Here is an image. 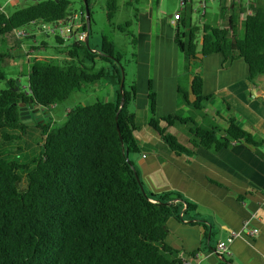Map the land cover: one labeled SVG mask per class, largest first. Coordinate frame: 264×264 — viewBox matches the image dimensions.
I'll return each instance as SVG.
<instances>
[{"label": "trees", "instance_id": "1", "mask_svg": "<svg viewBox=\"0 0 264 264\" xmlns=\"http://www.w3.org/2000/svg\"><path fill=\"white\" fill-rule=\"evenodd\" d=\"M90 1L86 0L89 21ZM69 3L32 0L8 13L0 10V36L31 19L60 18L71 12ZM132 6L135 20L137 9ZM247 7L250 11L246 13L245 7L238 9L237 14L244 13L238 21L237 14L227 13V8L234 10L233 4L219 0L223 23H203L200 30L187 23L184 37L175 31L174 42L185 60L217 52L226 61L241 58L246 64L245 77L251 82L264 73V3ZM116 8L115 0L105 2L108 20ZM124 25L128 26L129 21ZM80 28L86 29L84 19ZM89 32L88 27L87 38ZM199 32L197 48L195 36ZM55 41L63 42L58 36ZM135 41V35L130 33L132 45ZM6 54L0 50V60ZM65 55L61 63L56 58L28 59L24 73L27 91L18 86V90L11 88L14 78L7 77L0 68V82L7 83L0 86V142L17 138L25 131L26 122L18 117L20 101L42 106L46 112L71 91L99 80L114 85V95L111 100L96 98L73 104L58 126L49 128L47 123L34 122L41 141L32 155L19 159L17 153L9 157V149L0 151V264H189L164 241L165 219H182L179 212L190 215L195 204L173 189L154 192L144 188L128 157L139 151L133 131L144 121L138 122L127 107L134 98V84L125 87L122 80L121 92L118 89L120 53L110 39L101 35L99 45L90 48L83 39L72 40ZM97 61L100 64L96 65ZM189 92L192 100L182 92L179 103L199 108L204 98L200 73L192 72ZM146 108L149 114L145 122L175 154H190L196 146L217 150L231 140L250 146L259 144L233 117H228L224 128H206L182 116L179 107L156 116L155 93L149 80ZM161 120L165 125H160ZM175 122L190 124L189 145L166 131ZM14 129H19L20 134Z\"/></svg>", "mask_w": 264, "mask_h": 264}, {"label": "crops", "instance_id": "2", "mask_svg": "<svg viewBox=\"0 0 264 264\" xmlns=\"http://www.w3.org/2000/svg\"><path fill=\"white\" fill-rule=\"evenodd\" d=\"M185 1H178L179 17L172 22L170 16L175 10L169 16H160L152 12L153 0H137L135 67L129 82L135 87L133 100L141 96L142 106L146 107L149 80L155 93L154 111L164 102H171L172 110L179 107L189 112L187 107L183 109L185 104L179 103L180 93L192 100L190 78L192 72H198L204 98L200 107H191L193 111L186 116L195 125L206 128H224L228 117H233L259 144L250 146L231 140L217 150L196 146L190 154H175L168 149L153 150L148 156L141 152L142 180L147 190L173 189L195 204L190 215L180 211L182 219L173 216L165 219L164 241L183 259L192 264H264V73L251 82L245 77L246 64L241 58L226 61L217 52L187 62L174 42L175 31L184 37L187 23L191 24L190 18L182 13ZM226 2L233 4V8L245 7L246 13L250 11L249 4L260 5L264 0ZM243 12L237 14L238 21ZM227 13L234 15V10L230 12L227 8ZM223 20L218 13L211 25H220ZM28 52L35 53L32 48ZM24 57L27 61L33 55ZM110 88L113 96L114 85L110 84ZM247 218L248 225L256 228L252 235L246 234L245 227L241 229L242 220ZM231 230H241V234L229 242V252L222 255L211 252L216 240L225 238Z\"/></svg>", "mask_w": 264, "mask_h": 264}, {"label": "rangeland", "instance_id": "3", "mask_svg": "<svg viewBox=\"0 0 264 264\" xmlns=\"http://www.w3.org/2000/svg\"><path fill=\"white\" fill-rule=\"evenodd\" d=\"M31 1L32 0H0V10L8 13L16 7L29 4ZM69 1L68 9H70L71 12L78 11L81 8L82 14L84 15L82 0ZM106 1L107 0L90 1V32L86 44L84 40L83 43L88 48L92 45L97 46L100 43L101 35L106 36L113 42L115 51L120 53L121 67L123 68L124 84L126 87L132 80L133 69L135 67L133 54H131L135 52L134 45L130 42V33L136 35V24L133 19L134 10L132 5H134L136 9L139 8V5L131 2V0H115L117 8L113 11L110 20H108L105 16ZM127 1H130L132 5H129ZM178 1L179 0H153L151 3L153 8L152 12L153 14L156 12V14L160 16H166L168 13L176 10L178 7ZM202 1L204 3L201 5ZM145 6L146 4L142 5V8ZM203 11L204 13H202ZM237 12L238 9L236 5L234 8V14H237ZM182 13L186 14L190 18L191 24L195 25V27L200 30L202 21H206L210 24L214 23V20L219 13L218 1L186 0ZM125 21H129L128 26L124 25ZM119 28H121V30ZM20 30L27 31L26 33L29 35H18L11 30L10 32L3 34L2 37L0 36V50L7 53L6 56L0 60V68L5 71L7 77H13L14 81H17V86L22 91H27V81L24 74L28 65V61H26L24 57L26 52L32 48L33 52L39 55L38 59L46 60L48 58H56V60L61 63L66 58L65 51L72 39L69 38L62 40L63 42L58 44L55 41V35L39 31L31 24L21 26ZM237 31L239 33L242 31L240 24H238ZM195 42L197 43L198 48L199 34H196ZM98 64H100V61L96 62V65ZM102 64H104V62ZM2 84L3 83L0 82V86ZM110 89V83L105 80L85 83L80 89L71 91L65 99L52 105L48 111H41L39 113L35 111L36 114L31 115V120L33 122H26L24 133L20 134L19 129H14V132L19 133L20 136L6 142H0V151H2V149H9L12 153L8 156L12 157L14 153H17L19 159L34 154L38 151L41 141L39 128L33 125L34 122L47 123L49 128L58 126L65 118L66 109L75 103H87L96 98L103 101L111 100L113 96ZM143 102L144 99L141 96H138L135 100H131L127 104L129 111L135 113L137 121H144L138 129L134 130V136L137 142L140 143L139 151L129 153L128 157L132 160L142 185L144 188L148 189L146 182L142 180L143 175L140 161L143 157H141V152L147 153L148 156L153 150L157 152H159V150L165 151L167 146L161 141V139H159L153 128L145 122L149 113L147 108L142 106ZM161 106V108L156 107V115H164L167 112L172 111L174 108L171 102H164ZM185 107L188 108L189 112L183 110L181 113L183 115L191 114L193 109L187 105H184L183 109H185ZM160 125H165V121L161 120ZM188 125L190 124L175 122L171 126L168 125L166 131L174 134L180 143L189 145L187 140L191 135L187 130ZM141 144H143V147H141ZM212 237L211 241H213L214 235Z\"/></svg>", "mask_w": 264, "mask_h": 264}, {"label": "built area", "instance_id": "4", "mask_svg": "<svg viewBox=\"0 0 264 264\" xmlns=\"http://www.w3.org/2000/svg\"><path fill=\"white\" fill-rule=\"evenodd\" d=\"M178 16H179V10H175L174 12H172L170 16L171 21L173 22L174 20H176ZM82 17H83L82 11L81 9H79L78 11L69 12L68 14L52 21H38L35 19H31L27 24L33 25L39 31L58 36L62 40H66L69 38L72 40H81L85 35V30L80 28L84 19V18L82 19ZM12 31H14L18 35L27 34L26 33L27 31L20 30V27L13 28ZM29 55H33L34 58H39V55H37L36 53L26 52L25 54L26 58H28ZM248 220H249L248 218L242 220L241 229L245 227L246 234L252 235L253 233H255L256 228L250 227L248 225ZM239 234H241V230H237V231L231 230L225 238L216 240L211 252L217 255L228 253L229 242L232 240V238H234ZM183 260L189 264H192L188 260L185 259Z\"/></svg>", "mask_w": 264, "mask_h": 264}, {"label": "water", "instance_id": "5", "mask_svg": "<svg viewBox=\"0 0 264 264\" xmlns=\"http://www.w3.org/2000/svg\"><path fill=\"white\" fill-rule=\"evenodd\" d=\"M83 1V9H84V22H85V35L83 37V40L86 44L87 42V32H88V27H89V16H88V6H87V2L86 0H82ZM169 16V14H168ZM120 70V82L118 83V89L119 91L121 90L122 87V80H123V69L122 67H119ZM4 85H7L6 81L3 82ZM11 88L13 89H17V81H14V86H12ZM121 92V91H120ZM122 102V97L120 98L119 103L121 104ZM18 106V117L21 120V122H33L31 120V115H35V111L37 113L41 112L42 110H44V108L42 106H33L30 102L24 103L22 101L17 103ZM125 160L129 161L127 156H125ZM136 179H138V176L135 174ZM141 190L143 191L141 185H140Z\"/></svg>", "mask_w": 264, "mask_h": 264}, {"label": "flooded vegetation", "instance_id": "6", "mask_svg": "<svg viewBox=\"0 0 264 264\" xmlns=\"http://www.w3.org/2000/svg\"><path fill=\"white\" fill-rule=\"evenodd\" d=\"M43 111V110H42Z\"/></svg>", "mask_w": 264, "mask_h": 264}]
</instances>
